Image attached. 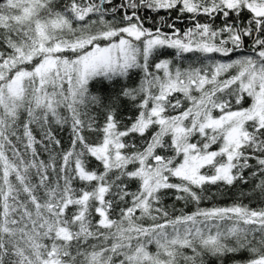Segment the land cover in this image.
<instances>
[{
  "label": "snow or ice",
  "instance_id": "snow-or-ice-1",
  "mask_svg": "<svg viewBox=\"0 0 264 264\" xmlns=\"http://www.w3.org/2000/svg\"><path fill=\"white\" fill-rule=\"evenodd\" d=\"M210 262L264 264V0H0V264Z\"/></svg>",
  "mask_w": 264,
  "mask_h": 264
},
{
  "label": "trees",
  "instance_id": "trees-1",
  "mask_svg": "<svg viewBox=\"0 0 264 264\" xmlns=\"http://www.w3.org/2000/svg\"><path fill=\"white\" fill-rule=\"evenodd\" d=\"M59 3L62 4L63 3V0H59ZM160 15H166V13L164 12V10H161L160 11ZM174 15V14H173ZM158 19V17H157ZM178 27L180 28H184L186 27V23H180L177 25ZM170 51V50H169ZM233 70H230V72H232ZM136 83H138V74L136 75ZM125 84V81L122 79V78H114L113 80L111 81H108V80H105L101 77H97V78H94L92 81L89 82V88H90V91L93 92V93H96V94H99L102 98H104L105 102H107L108 98L112 95H115L116 93L119 92L120 88L122 86H124ZM123 103V107L121 109V112L123 115L127 116V115H135L134 112H128V108L130 107L128 105V102L127 101H122ZM250 103V101H249ZM247 106V104L245 105ZM59 135L63 136L64 138V146L67 147V139H68V133H67V130H65L64 132L62 133H58ZM38 135V133H37ZM214 148L217 147V146H213ZM46 158V157H45ZM93 165L95 164V162L93 161L92 162ZM247 190V189H246ZM233 201L232 199L230 198H226V197H217L214 201H204L202 204H201V207H211L213 205H216V206H226L228 204H231ZM165 203L166 205L169 206V208L171 209V207H175L176 209H181L183 208V210L185 212H188L190 213L191 211H194L195 210V206L193 204H188L187 207L184 206V202L183 201H175L171 195H169L168 197H166L165 199ZM244 203H249L248 200H245ZM251 206L252 207H259L261 206L260 202L256 199H253L251 201ZM176 214H179L178 212ZM154 250V248H153ZM210 264H214V262H210Z\"/></svg>",
  "mask_w": 264,
  "mask_h": 264
}]
</instances>
